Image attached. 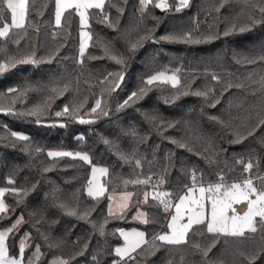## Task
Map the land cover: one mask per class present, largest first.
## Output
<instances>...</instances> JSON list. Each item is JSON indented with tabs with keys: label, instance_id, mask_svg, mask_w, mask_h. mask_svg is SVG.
<instances>
[{
	"label": "trees",
	"instance_id": "trees-1",
	"mask_svg": "<svg viewBox=\"0 0 264 264\" xmlns=\"http://www.w3.org/2000/svg\"><path fill=\"white\" fill-rule=\"evenodd\" d=\"M136 3L105 0L103 11H88L91 39L83 57L78 15L64 13L57 27L55 0H29L25 27L0 38V63L6 57L36 61L0 73V93L5 94L0 101V187L9 189L3 197L9 210L0 214V228L23 217L8 235L9 254L20 257L21 239L23 263L32 264L57 259L69 264H249L258 253L255 264H264L261 231L249 238L220 237L207 256L203 250L216 238L204 226L194 227L196 234L189 233L187 244L156 241L155 249L150 246L154 236L167 231L171 213L152 199L161 180L157 190L171 192L173 203L185 185L191 186L193 171L197 185L208 186L222 176L225 184L251 178L257 189H264L259 179L264 177V0H189L180 11L176 0H168L167 10L153 3L141 12ZM4 15L9 22L10 15ZM234 24L236 29L224 35ZM185 33L201 42L162 39ZM158 72L174 73L179 85L156 82L139 99L119 107ZM9 88L17 92L8 93ZM97 99L108 114L98 109L85 119ZM36 106L41 111L30 115ZM65 106L79 110L75 116H57ZM81 118L93 122L80 123ZM12 131L30 139L16 140ZM52 150L87 153L91 165L107 168L105 194L94 199L85 193L91 165L73 156L50 158ZM249 162L253 167L245 172ZM148 178V184L132 183ZM12 188L28 194L17 195ZM120 191L133 195L126 208L109 215L108 194ZM137 210L144 212L147 224L134 217ZM130 228L145 232L149 244L132 253L135 259L117 260L118 231Z\"/></svg>",
	"mask_w": 264,
	"mask_h": 264
},
{
	"label": "snow or ice",
	"instance_id": "snow-or-ice-1",
	"mask_svg": "<svg viewBox=\"0 0 264 264\" xmlns=\"http://www.w3.org/2000/svg\"><path fill=\"white\" fill-rule=\"evenodd\" d=\"M105 0H55V25L61 27L62 17L64 13L74 10L75 13L79 16L81 28L87 26L88 24V11L90 9H99L103 11ZM141 5V11L147 9L149 4H153L157 9L167 10L170 5L168 0H139ZM189 0H176V11H180L182 8L187 7ZM29 10V0H0V38H7L10 34L11 29H22L26 25V20ZM122 11V9H118ZM261 13L264 14V8L260 9ZM5 13L10 15V23L7 22L5 18ZM105 20L108 19V16L105 15ZM250 19H252L250 17ZM252 23H257L252 19ZM234 24L231 29L225 31L224 35H228L229 32L236 29ZM245 26H240L239 31L243 32ZM81 43H80V56L83 57L85 53L86 43L84 37L91 39L90 35L87 32L81 31ZM148 36L140 37V40L147 39ZM213 37H205V40H210ZM162 39L170 40H179L182 42L189 43H200L198 39H193L191 33H185L184 35L172 34ZM136 47L135 44L132 46ZM0 51H4L0 49ZM264 59V56L260 57ZM36 63L31 57L26 60L17 61L13 57H6L3 63H0V73L6 71L10 67L15 66L16 63ZM83 62L82 60L80 61ZM117 63H122L123 61L117 59ZM110 76L113 74H109ZM107 79V78H106ZM122 79V76L120 77ZM213 79H218L213 75ZM103 82V81H102ZM170 83L173 88H176L179 85V79L176 75H169L165 72H158L156 74L150 75L144 81L145 87L139 89V92L131 93L127 99L124 100L123 104L119 107H124L129 104L130 101H133L134 98L139 99L140 96L144 95L147 89V86L153 85L154 83ZM118 87V85H117ZM113 90H115L113 88ZM56 91V89H52ZM17 89L9 88L8 93H15ZM196 95L207 96V93L196 92ZM5 97L4 93H0V101ZM14 102V101H13ZM214 106V105H213ZM98 109H101V100L97 99L95 106L91 108L92 113H96ZM78 107L73 106L72 110L69 111L68 106H65L63 112H57V116L64 114L75 116L78 111ZM0 111H4L3 107L0 106ZM41 111L40 106H36L29 114L37 115ZM103 115H107L106 111L101 109ZM80 123H91L93 121H85L84 119L79 120ZM264 124V120L261 121ZM251 135V132L249 133ZM10 136L19 141H28L30 138L27 135L18 133L15 131L10 132ZM184 147V145H181ZM47 155L50 158L64 157V156H74L79 158L81 161L91 165L92 161L90 156L87 153H72L64 151H49ZM137 167L140 166V161H136ZM253 165L249 162L245 166V171H250ZM108 169L104 167H91V177L87 181V194L92 198H97L103 196L107 191L105 185L101 183V178L106 176ZM259 179L264 180V177H259ZM221 182L216 184H209L207 187L201 185L197 186V176L195 171L191 174V186L185 185L186 192L177 197L178 202L173 203L171 197L172 193L168 191L157 190L159 185L164 183L163 180L159 182V185L154 186V191L152 193V199L157 201L160 206L163 207L164 212H169L170 209L174 208V214H171L170 222L167 224L168 232L163 234L156 235L152 238L151 247L155 249L157 247L156 241L161 242L162 244L170 245H180L187 244L189 233H193L195 226H204L206 232L211 234L216 239L213 240L212 244L209 245L207 249L203 250L204 256H207L209 251L215 244L218 242L220 237H237V238H249L248 234H256L258 231L264 232V189H257L254 186L253 180L251 178L245 179L241 183H223V177H220ZM150 178L144 180H135L132 181L133 184H148ZM8 184H13L14 181L9 178L7 181ZM128 181H125L127 184ZM7 188H0V214L8 212V206L4 202V195L8 192ZM11 191L20 195H27V190L12 188ZM133 193L124 192L121 194L120 199L127 202ZM255 199H252V197ZM149 194L144 193L145 202H147ZM109 201L113 200V196L108 197ZM206 201L210 202V210L206 211ZM246 202V211L240 214L236 208L233 207L235 204H241ZM120 207L126 208L127 203L121 204ZM70 215H76L75 209H68ZM88 215L87 212L83 214L84 217ZM109 215H113L111 203L109 204ZM143 216V213L139 214ZM23 220V217L18 219L11 228L0 231V264H23V254L25 249L24 241H21L19 247V256H11L9 254V248L7 244V238L9 233H11ZM186 221V222H185ZM149 221L143 219L142 223L147 224ZM101 233H103V226H101ZM203 235V232L199 233ZM120 235L124 239V246L117 247L115 253L121 260H124L125 257L130 259H135L132 256V253L136 252L138 249H141L143 245L149 244V241L146 239V233L143 231H138L133 229L131 232H125L120 230ZM264 239V236L261 237ZM193 247L199 249L200 245L194 243ZM40 248L36 246V252L34 253L36 260H39ZM243 255V253H242ZM260 253L249 258V264H255V261L258 259ZM29 264H32V261H29ZM53 264H69L68 260L57 259ZM116 264V262H114ZM222 264V262H221Z\"/></svg>",
	"mask_w": 264,
	"mask_h": 264
},
{
	"label": "rangeland",
	"instance_id": "rangeland-1",
	"mask_svg": "<svg viewBox=\"0 0 264 264\" xmlns=\"http://www.w3.org/2000/svg\"><path fill=\"white\" fill-rule=\"evenodd\" d=\"M136 11H138V12H141V5H140V3H139V0H137V3H136ZM78 23H79V27H80V30H79V47H80V43H81V36H80V33H81V31H84V32H86V26L85 27H83V28H81V25H80V19H79V16H78ZM84 40H85V43H86V46H87V44H88V37H84ZM166 73V72H165ZM166 74H169V75H175L174 73H166ZM168 84H170V83H168ZM171 85V84H170ZM95 106V105H94ZM93 106V107H94ZM94 115V113H92L91 112V109H89L87 112H86V114H85V119H89V118H91L92 116ZM52 151H64V152H72V151H69V150H52ZM72 153H77V152H72ZM74 157V156H73ZM93 165H91L90 166V171H89V176H88V179H87V181L90 179V177H91V167H92ZM94 166H97V167H103V166H99V165H94ZM105 168V167H104ZM106 179V176H104V177H102L101 178V183H103L104 182V180ZM245 179H249V178H243V179H241V180H239V181H237L236 183H239V182H241V181H244ZM221 181L220 180H215L214 182H213V184H216V183H220ZM125 185V183H123V185L122 186H124ZM157 185H159V184H157L156 183V186ZM198 187L199 186H201V185H197ZM203 186H205V187H207V185H203ZM255 186V185H254ZM87 187H88V184L86 183V185H85V193H86V195L88 196V194H87ZM256 187V186H255ZM1 188V187H0ZM124 192H127V191H120V192H115V193H109L108 194V197L109 196H113V200L112 201H108V203H107V213L109 214V204L111 203V206H112V212H113V214H117V213H119L121 210H123L124 208H122V207H120V205L121 204H124V203H128V201L127 202H125V201H122L121 199H120V196H121V194L122 193H124ZM186 192V190L182 193V194H184ZM148 193V192H147ZM181 194V195H182ZM90 197V196H89ZM143 199H144V194H143ZM252 199H255V197L253 196L252 197ZM175 202H178V200L176 199L175 201H174V203ZM246 203V202H245ZM239 204H235V205H233V207L234 208H236L237 206H238ZM208 210H210V202L209 201H206V211H208ZM174 208H172L171 209V213H170V215H169V217H168V219H167V224L170 222V218H171V214H174ZM244 211H246V208H245V210ZM243 211V212H244ZM243 212H241L240 214H242ZM140 213H143L144 214V212L142 211V210H137L136 212H135V214H134V217L136 218V219H138V220H142V219H144V215L143 216H140L139 214ZM18 220V219H17ZM17 220H15L14 222H13V224H15V222L17 221ZM186 222V221H185ZM12 224V225H13ZM9 228H11V226L10 227H7V228H0V231H5V230H7V229H9ZM133 229H135V228H130V229H124V231L125 232H131ZM136 230H138V229H136ZM138 231H141V230H138ZM169 231V229L167 228V231H165V232H168ZM119 232V231H118ZM165 232H163V233H165ZM163 233H161V234H163ZM120 234V233H119ZM120 237H122L121 235H120ZM21 239L18 241V243H17V245H18V256H19V247H20V243H21ZM122 241H123V243H121L120 245H117L116 247H115V249L117 248V247H123L124 246V239H123V237H122ZM17 258H20V257H17ZM126 258V257H125ZM117 260H121L120 259V257H118L117 256ZM54 261H56V260H54ZM53 261V262H54ZM23 264H29V263H23ZM53 264V263H52Z\"/></svg>",
	"mask_w": 264,
	"mask_h": 264
},
{
	"label": "water",
	"instance_id": "water-1",
	"mask_svg": "<svg viewBox=\"0 0 264 264\" xmlns=\"http://www.w3.org/2000/svg\"><path fill=\"white\" fill-rule=\"evenodd\" d=\"M245 208H246V203H241V204H239V205L236 207V209H237V211H238L239 213L243 212V211L245 210Z\"/></svg>",
	"mask_w": 264,
	"mask_h": 264
},
{
	"label": "crops",
	"instance_id": "crops-1",
	"mask_svg": "<svg viewBox=\"0 0 264 264\" xmlns=\"http://www.w3.org/2000/svg\"><path fill=\"white\" fill-rule=\"evenodd\" d=\"M8 23H10V20H9V22ZM54 24H55V8H54ZM79 30H80V28H79ZM86 32L88 33V31L86 30ZM89 34V33H88ZM80 48V47H79ZM143 220V219H142ZM120 230H123L124 231V229H120ZM120 230H119V233H120ZM121 239H122V237H121ZM122 243H123V241H122ZM116 247V246H115ZM115 247H114V254L116 255V253H115ZM117 256V255H116Z\"/></svg>",
	"mask_w": 264,
	"mask_h": 264
},
{
	"label": "built area",
	"instance_id": "built-area-1",
	"mask_svg": "<svg viewBox=\"0 0 264 264\" xmlns=\"http://www.w3.org/2000/svg\"><path fill=\"white\" fill-rule=\"evenodd\" d=\"M244 171H245V168H244ZM245 172H246V171H245ZM242 182H243V181H241V182H239V183H241V184H242ZM157 184H159V183H157Z\"/></svg>",
	"mask_w": 264,
	"mask_h": 264
}]
</instances>
